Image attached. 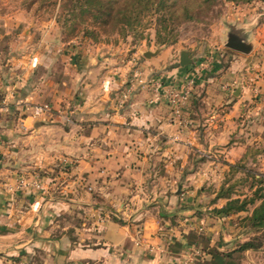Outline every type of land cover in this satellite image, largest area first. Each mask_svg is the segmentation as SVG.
I'll use <instances>...</instances> for the list:
<instances>
[{
  "label": "crops",
  "instance_id": "0c3cea01",
  "mask_svg": "<svg viewBox=\"0 0 264 264\" xmlns=\"http://www.w3.org/2000/svg\"><path fill=\"white\" fill-rule=\"evenodd\" d=\"M13 2L0 0V264H186L190 250V264H264V247L236 251L253 207L216 214L264 176L259 14L234 7L251 54L169 66L170 48L64 42L55 15ZM189 82L176 115L165 93Z\"/></svg>",
  "mask_w": 264,
  "mask_h": 264
},
{
  "label": "trees",
  "instance_id": "16d2710c",
  "mask_svg": "<svg viewBox=\"0 0 264 264\" xmlns=\"http://www.w3.org/2000/svg\"><path fill=\"white\" fill-rule=\"evenodd\" d=\"M219 1L238 5L255 0H56L54 7L57 10L56 23L65 35L64 42L80 35L94 42H99L102 35L128 37L135 34L141 37L147 24L153 23L156 36L160 38L159 44H166L172 40L163 38V32L169 34L184 23L202 20ZM238 181L237 184L243 187L248 185L246 178ZM252 187H256L252 196L242 200L228 196L226 206L216 211L218 215L229 216L242 211L250 212L249 206L253 207L250 214L239 221L244 231L254 235L239 245L236 251L242 253L264 247V177L253 176ZM226 256L231 257V254ZM207 259L208 255L204 254L202 264H209Z\"/></svg>",
  "mask_w": 264,
  "mask_h": 264
},
{
  "label": "rangeland",
  "instance_id": "374dc122",
  "mask_svg": "<svg viewBox=\"0 0 264 264\" xmlns=\"http://www.w3.org/2000/svg\"><path fill=\"white\" fill-rule=\"evenodd\" d=\"M55 1L56 0H36L34 3V0H14L13 3L18 4L21 8H30L36 10V12H42V15L39 18H35L40 22L54 17L57 12L56 7H54ZM236 6H239L242 11L254 12L253 14L255 15H257V13L259 14V17H255L258 18V20L256 19V23H259L260 25V31L258 34L261 37L264 36V0H255L250 4L238 5L219 1L208 16L203 17L202 20L184 23L177 28L175 27L169 34L163 32V38L172 40L166 44H159L160 38L156 36V27L153 23L147 24L145 29L142 28L144 30H142L141 37L135 34H130L128 37L120 35H102L99 42H94L91 38H85L80 35L71 41H83L84 43L87 42L89 44H111L120 47L124 46L126 50L131 52L138 49L157 50L170 48L174 53V59L168 63L169 66L179 63V53L181 51L190 53L196 61L194 65L197 66L203 60H207L208 57H213V55L218 56L221 52L230 51L225 47V33L228 30L227 25L234 23V18H236L234 7ZM60 32L61 38L63 39L65 35L62 28H60ZM263 56L264 49L262 52V57ZM47 106L51 112V106L48 104ZM42 116L35 118H40ZM67 121L70 122V119L68 118ZM64 163H66L67 166L73 165V162L69 161ZM32 181V184L35 185V187L39 189L41 188V185L38 182L34 183V180Z\"/></svg>",
  "mask_w": 264,
  "mask_h": 264
},
{
  "label": "water",
  "instance_id": "95a60500",
  "mask_svg": "<svg viewBox=\"0 0 264 264\" xmlns=\"http://www.w3.org/2000/svg\"><path fill=\"white\" fill-rule=\"evenodd\" d=\"M228 30L225 33L226 44L225 47L234 52L242 53L245 55L251 54L254 49V43L249 39L248 33L243 28L235 23L227 25ZM160 49L156 52H146L145 57L151 58L159 53ZM181 65L186 66L192 63L191 54L183 52L181 54Z\"/></svg>",
  "mask_w": 264,
  "mask_h": 264
},
{
  "label": "built area",
  "instance_id": "2783aa9c",
  "mask_svg": "<svg viewBox=\"0 0 264 264\" xmlns=\"http://www.w3.org/2000/svg\"><path fill=\"white\" fill-rule=\"evenodd\" d=\"M193 88V83L189 82L185 84L181 89H172L166 91L165 95L168 100V104L174 108V114L178 115L181 112V108L186 104V102L191 97ZM28 109L31 110V114L33 117H39L44 114L50 112V109L47 105H40V106H31ZM264 177V176H263ZM201 257L200 250H190V257L189 262L186 264H190L194 261L195 257Z\"/></svg>",
  "mask_w": 264,
  "mask_h": 264
}]
</instances>
